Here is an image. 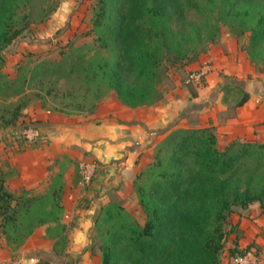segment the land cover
<instances>
[{"label":"trees","instance_id":"1","mask_svg":"<svg viewBox=\"0 0 264 264\" xmlns=\"http://www.w3.org/2000/svg\"><path fill=\"white\" fill-rule=\"evenodd\" d=\"M34 2L0 0V57L28 29ZM191 14L198 22L187 20ZM221 23L236 30L237 36L250 34L245 51L264 74V0H99L92 27L79 34H96L95 54L87 58L76 53L69 40L58 53L60 59H41L24 83L42 87L37 92L42 108L53 113L94 114L103 89L115 92L129 107L150 106L163 99L160 85L169 68L182 71L196 63L219 41ZM81 78L84 84L79 89H64ZM249 98L244 93L235 107L244 106ZM18 112L4 119L6 127H17ZM144 179L147 183H137ZM135 185L147 215L145 225L120 205L109 204L100 217L115 223L101 247L102 264H222L225 242L236 231L234 226L225 230L229 217L239 209L258 208L264 214V143L237 140L222 150L213 126L174 129ZM64 188L61 174L44 194L32 196L21 188L17 195L0 175L2 234L9 239L14 230L19 234L41 205V213L33 218L36 224L18 237V247L39 225L50 229L56 224L59 240L65 241ZM250 252L253 255L252 245L240 249L235 242L230 260Z\"/></svg>","mask_w":264,"mask_h":264},{"label":"crops","instance_id":"2","mask_svg":"<svg viewBox=\"0 0 264 264\" xmlns=\"http://www.w3.org/2000/svg\"><path fill=\"white\" fill-rule=\"evenodd\" d=\"M206 61L213 63L206 86L188 87L189 72ZM257 75L237 39L223 37L196 63L182 71L175 70L171 87L153 105L132 108L111 92L89 115L53 113L43 109L41 103L31 107L25 112L22 126L0 130V170L10 172L9 189L44 191L49 171L64 157L97 163L91 185L80 183L75 188L73 182L65 181V246L59 249L58 238L45 239V225L34 231L14 262L7 243L0 239V264H69L77 256H81V264H101L90 247L97 220L115 198L128 205L136 196L135 180L152 164L159 144L171 131L191 127V121L199 116L197 126H213L222 150L237 140L264 143V79L256 80ZM228 86L244 90L250 95L249 101L231 110L223 99V90ZM24 125L41 131L38 144L22 137ZM74 172L75 166L71 165L68 178L73 179ZM231 219L237 230L231 240L240 249L252 245L253 254L260 256L258 263L264 264L261 209L240 210ZM32 251H39L42 256H33Z\"/></svg>","mask_w":264,"mask_h":264},{"label":"rangeland","instance_id":"3","mask_svg":"<svg viewBox=\"0 0 264 264\" xmlns=\"http://www.w3.org/2000/svg\"><path fill=\"white\" fill-rule=\"evenodd\" d=\"M55 8L56 11L53 12ZM98 9L99 0H35L34 5L32 6L30 11L31 23L28 29L12 45L6 48L3 52V56L0 57V130H10L16 128L6 127V124L4 123L6 119L10 118L12 112L19 110L20 112L18 113L20 115V119L23 120V118L26 117V111H28L31 107L34 108L37 104L41 103L40 98L37 96V92L38 89H41L42 87L40 88L35 85L29 87L24 83V79L29 76V71L34 66V64L44 58L56 60L60 59L58 53L69 40L74 41L73 49L76 53L78 52L79 54L87 58L95 54L94 50L99 46L96 34H90L88 36H80L79 34L90 30L93 25V17L97 14ZM187 20L190 22H198L197 18L192 14L187 18ZM220 30L221 34L219 41L223 37L237 39L239 47L245 51L249 44V33L243 35L240 34V36H237L238 34L236 30L222 23L220 24ZM219 41L215 44L219 43ZM201 65H203V63ZM253 66L258 73V75L256 76V80L264 79V74L260 73L255 65ZM199 67H197L196 69H198ZM196 69L191 70L189 74ZM174 73L175 69L171 67L169 68L167 75L163 77V81L160 85L162 94H164V92L167 91L169 87H171V78ZM83 84L84 78L77 79L75 81H72V83H68V87H65L64 89L71 88L72 86L76 89H79ZM187 86L190 88H195V86L191 85L190 83H187ZM111 92L107 91V89H103L101 93L103 99L108 97ZM223 93L224 102L228 103L232 110L237 102L242 98L245 91L242 89L238 90L237 88H234L232 86H228L223 90ZM77 94L79 95V98L82 97V93L80 91L77 92ZM80 100H82V98ZM93 100L94 93L89 95L88 101L91 104ZM231 110L230 113L232 112ZM21 120L19 121L17 126H22L23 123ZM199 121L200 117L197 116L191 121V127L189 128H199L197 126V123H199ZM162 142L163 141H161V143L159 144L156 153L161 147ZM87 160L88 159L80 161L78 159L71 160L67 157L62 158L57 162V164H55L53 169L49 171L50 174L48 175V186L46 187V189L44 191L30 190V195H41L49 191L52 181L58 176H61V174L64 185H66L65 181L68 182V180H70L71 182H73V185H75V188L78 187L80 183H82L84 186H87L83 183L82 179V164L93 163L95 166L97 163L93 160L92 162ZM71 165L75 166L73 179L68 178V169ZM0 175L5 179V182L8 185L10 172L8 170H0ZM137 183H139L140 185L147 183V181L146 179H144L141 181H137ZM10 191L14 192L17 195L22 194V191H20V189L17 191H13L10 189ZM135 191L136 196L132 198L131 202L128 205L127 202L125 203L117 198H115L111 203L120 205L131 215V217L135 221H137L140 226L143 227L147 220V215L140 204L136 185ZM37 207L34 208V210H36L33 211V215L28 216V219L23 223L19 234H17L18 232L14 230L13 232H11L12 238L10 237L9 239L6 234H2V231L0 229V239L3 240L2 242L7 243V247L11 252V259L13 260V262L20 255L19 250L25 244L24 243L20 247H18V237L26 234L32 228V226L36 224V221L33 218L37 214L41 213L42 206L40 205ZM239 211L240 209L238 210V212ZM104 215L105 211L101 216L103 217ZM102 217H100L101 219L99 224H96L90 235V247L92 250V255L99 258L101 264V247L103 243H105V241H107L108 239L107 230L110 226H112V224L115 223L112 221L107 222L108 220L103 221ZM231 222L232 219L230 216L228 222L225 224V230L229 231L232 228L233 225H231ZM42 226L45 225H39L36 229ZM60 233L61 230L56 226V224H52L50 229L47 230L45 239L48 240L58 238L59 240ZM232 234H237V230ZM8 241H10L12 244H8ZM59 242L60 244L58 247L59 249H62L65 246L64 244L66 242L63 240H59ZM231 244L234 246L235 240H231L230 234L225 242V248L222 253V264H232L230 260V249L232 248ZM1 245L2 243H0V246ZM45 246H47V244ZM31 254L33 256H42L41 252L39 251H32ZM256 257L259 260L260 256L258 255ZM73 263L81 264V256H77V259H71L69 264Z\"/></svg>","mask_w":264,"mask_h":264},{"label":"built area","instance_id":"4","mask_svg":"<svg viewBox=\"0 0 264 264\" xmlns=\"http://www.w3.org/2000/svg\"><path fill=\"white\" fill-rule=\"evenodd\" d=\"M213 70V65L211 62H204L198 69L192 71L188 75V83L193 84L195 87H205L207 84V78L209 74ZM22 137L32 143L38 144L41 138V131L34 126L28 125L22 128ZM95 166L93 163L82 164V179L83 183L87 186L92 184L93 177H94V170ZM254 254L250 252L246 256H237L233 261L232 264H259V260L257 257H253Z\"/></svg>","mask_w":264,"mask_h":264}]
</instances>
